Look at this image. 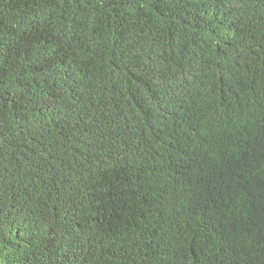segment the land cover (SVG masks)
Segmentation results:
<instances>
[{"label": "trees", "instance_id": "trees-1", "mask_svg": "<svg viewBox=\"0 0 264 264\" xmlns=\"http://www.w3.org/2000/svg\"><path fill=\"white\" fill-rule=\"evenodd\" d=\"M0 264H264V0H0Z\"/></svg>", "mask_w": 264, "mask_h": 264}]
</instances>
